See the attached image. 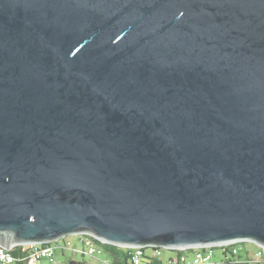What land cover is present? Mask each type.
<instances>
[{"label":"water","instance_id":"obj_1","mask_svg":"<svg viewBox=\"0 0 264 264\" xmlns=\"http://www.w3.org/2000/svg\"><path fill=\"white\" fill-rule=\"evenodd\" d=\"M264 244V0H0V242Z\"/></svg>","mask_w":264,"mask_h":264},{"label":"built area","instance_id":"obj_2","mask_svg":"<svg viewBox=\"0 0 264 264\" xmlns=\"http://www.w3.org/2000/svg\"><path fill=\"white\" fill-rule=\"evenodd\" d=\"M79 241L82 244V248L78 249L73 247V252H80L83 255L94 256V254L102 253L103 249L99 245V242H103L98 237L94 236L91 233H80L78 234ZM63 238V237H62ZM57 241V240H56ZM242 241L248 240H239L232 241L225 244H222L221 247L224 250L225 258L233 257L241 253ZM55 242V241H53ZM53 242H31V243H3L0 242V264H17L18 261H24L25 264H38L44 258L52 259L53 261L56 258V249L59 247V244H54ZM254 246L253 248L246 249V256L249 262L254 264H264V244L249 241ZM105 243V242H104ZM70 241H67L62 248L70 247ZM148 247L152 248V252L149 253L153 258H162V251L164 248L162 246L155 245H145V246H136L131 247L129 261L131 264H141L142 259L146 253ZM213 247L212 245H205L200 247H192V254L186 253L183 250L187 248H179L183 252L177 257H170L165 261V264H220L223 262H214L213 261ZM18 248L21 254L17 257L13 250ZM173 249V248H168ZM105 264H115L113 260L104 261Z\"/></svg>","mask_w":264,"mask_h":264},{"label":"rangeland","instance_id":"obj_3","mask_svg":"<svg viewBox=\"0 0 264 264\" xmlns=\"http://www.w3.org/2000/svg\"><path fill=\"white\" fill-rule=\"evenodd\" d=\"M78 234L76 235H68L66 237H63L55 242H53L55 245L59 244L60 246L57 247L56 249V258L53 261L52 259L44 258L41 261L38 262V264H69L70 259H76V260H85L89 262H98V264H105L104 261L107 260H112L111 254L107 250H103L102 253H97L94 254V256H87L83 255L80 252H73L74 250L72 249L73 247H76L78 249L82 248V244L79 241ZM67 241H70L71 245L70 247L67 248H62V246L67 243ZM242 249H241V254L245 255L246 254V249L247 248H253L254 246L251 244L249 241H242L241 242ZM152 252V248L148 247L146 250V253L149 254ZM213 261L220 262L222 258H224L225 253L224 250L222 249L221 245H217L213 247ZM177 251L171 250L168 248H164L162 251V258L164 261H167L168 256L170 255H176ZM192 252H190L189 255H191ZM141 264H148L146 257H143Z\"/></svg>","mask_w":264,"mask_h":264},{"label":"trees","instance_id":"obj_4","mask_svg":"<svg viewBox=\"0 0 264 264\" xmlns=\"http://www.w3.org/2000/svg\"><path fill=\"white\" fill-rule=\"evenodd\" d=\"M99 245L102 247V249L107 250L110 254H111V259L113 260V262L115 264H131L129 261L130 258V251L132 250L131 247H123V246H117L114 244H110V243H104V242H99ZM171 250H175L177 251L176 255H170L168 258L170 257H177L178 255H180L183 251L186 253H190L193 251V248H187L185 250H180V249H171ZM13 253L19 257V255L21 254V252L19 251L18 248H15L13 250ZM144 257H146L147 259V263L148 264H165V261L163 260V258H153L151 255L149 254H145ZM223 262L220 264H254L252 262H249L247 259L246 254L242 255L241 253L236 255V256H231L228 258H222ZM17 264H25L24 261H18ZM69 264H95V263H91L89 261H85V260H76V259H70Z\"/></svg>","mask_w":264,"mask_h":264},{"label":"crops","instance_id":"obj_5","mask_svg":"<svg viewBox=\"0 0 264 264\" xmlns=\"http://www.w3.org/2000/svg\"><path fill=\"white\" fill-rule=\"evenodd\" d=\"M169 257V256H168ZM91 263H95V264H98V262H91Z\"/></svg>","mask_w":264,"mask_h":264}]
</instances>
